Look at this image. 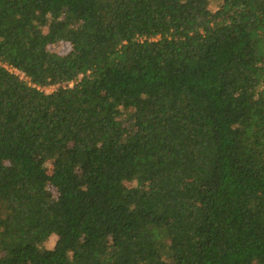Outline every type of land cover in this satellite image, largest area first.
Returning <instances> with one entry per match:
<instances>
[{
    "label": "trees",
    "instance_id": "1",
    "mask_svg": "<svg viewBox=\"0 0 264 264\" xmlns=\"http://www.w3.org/2000/svg\"><path fill=\"white\" fill-rule=\"evenodd\" d=\"M0 264H264V0H0Z\"/></svg>",
    "mask_w": 264,
    "mask_h": 264
},
{
    "label": "rangeland",
    "instance_id": "2",
    "mask_svg": "<svg viewBox=\"0 0 264 264\" xmlns=\"http://www.w3.org/2000/svg\"><path fill=\"white\" fill-rule=\"evenodd\" d=\"M47 93L51 92V90H47ZM43 239L50 245L54 246V240L52 238V235L49 231H45L43 234Z\"/></svg>",
    "mask_w": 264,
    "mask_h": 264
},
{
    "label": "built area",
    "instance_id": "3",
    "mask_svg": "<svg viewBox=\"0 0 264 264\" xmlns=\"http://www.w3.org/2000/svg\"><path fill=\"white\" fill-rule=\"evenodd\" d=\"M72 85H69V87H71Z\"/></svg>",
    "mask_w": 264,
    "mask_h": 264
}]
</instances>
